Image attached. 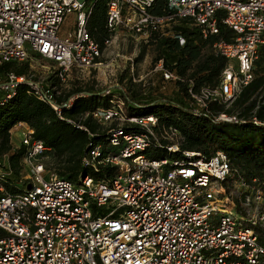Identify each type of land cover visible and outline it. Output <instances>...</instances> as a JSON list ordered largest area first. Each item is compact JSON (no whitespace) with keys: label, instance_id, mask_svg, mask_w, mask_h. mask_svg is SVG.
Segmentation results:
<instances>
[{"label":"built area","instance_id":"obj_1","mask_svg":"<svg viewBox=\"0 0 264 264\" xmlns=\"http://www.w3.org/2000/svg\"><path fill=\"white\" fill-rule=\"evenodd\" d=\"M154 2L109 0L113 35L102 49L87 26L93 10L87 0H0V65L30 63L39 55L55 63L65 82L73 71L103 66L105 49L120 33L148 41L178 18H190L207 36L218 33L221 20L236 33L232 42L214 44L228 59L221 82L199 91L190 87L189 94L197 114L210 112L213 102L231 105L253 80L259 50L264 51V0H167L164 15L150 11ZM71 13L74 29L60 37ZM176 37L184 44L183 36ZM127 59L134 82L146 84L157 73L165 82L181 80L162 59L146 75L138 72L134 57ZM21 83L60 112V91L31 70L0 74V105ZM72 101L69 97L63 106ZM93 116L108 127L109 142L96 144L82 162L96 171L115 168L109 176H60L44 161L50 148L34 137L29 124H17L22 141L14 146L26 150L15 183L8 177L9 154H0V264H264V178L237 177L224 150L210 156L182 150L179 129L161 125L154 114H129L118 97ZM214 117L241 120L226 112ZM160 149L171 157L151 156Z\"/></svg>","mask_w":264,"mask_h":264},{"label":"trees","instance_id":"obj_2","mask_svg":"<svg viewBox=\"0 0 264 264\" xmlns=\"http://www.w3.org/2000/svg\"><path fill=\"white\" fill-rule=\"evenodd\" d=\"M109 0H95L89 3L93 10L88 20L91 36L104 49L106 40L113 33L108 28L107 5ZM150 11L155 15H164L169 9L167 0H155ZM218 33L205 36L202 27L190 18H178L166 28L154 34L148 40L153 46L152 64L163 60L166 68L181 77L177 81H164L163 75L154 74L149 81L134 82L129 66L125 67L117 78V84L97 90L93 83L84 85L62 81L57 75L59 69L53 68L47 80L60 94L56 97L60 112L37 96L28 92V85L19 84L16 94L0 105V154L8 153L12 173L9 179L15 183L23 171L25 146H14L11 130L19 123L26 122L34 130V137L50 148L53 162L47 168L55 170L60 176L71 180L81 175L94 177L109 176L115 172L111 166L96 171L84 166L83 156L96 144L108 146V127L93 116L98 107L108 106L111 99L123 100L131 115H157L161 125L175 126L183 135L182 150L201 152L210 156L218 150H224L230 157L236 176L246 181L255 177L264 178V51L259 50L254 64V78L243 87L235 100L226 107L213 102L210 112L205 110L194 113L189 88L199 91L202 87H216L222 79V72L228 65V59L215 50L219 41L232 42L236 33L223 21L218 22ZM185 38L184 44L176 37ZM144 51L135 58L138 62ZM36 57L41 58L39 55ZM55 66V65H53ZM31 70L28 61L5 62L0 65V74L14 71L24 75ZM191 81L193 85L190 86ZM69 88V89H68ZM108 89H110L109 92ZM73 97L70 106L63 103ZM219 112L235 114L239 122L218 121L214 115ZM257 119L259 123L255 122ZM243 120V121H242ZM112 126H115L113 124ZM129 131H138L137 127H124ZM155 158L171 157L164 149L152 153ZM14 188V187H13Z\"/></svg>","mask_w":264,"mask_h":264},{"label":"rangeland","instance_id":"obj_3","mask_svg":"<svg viewBox=\"0 0 264 264\" xmlns=\"http://www.w3.org/2000/svg\"><path fill=\"white\" fill-rule=\"evenodd\" d=\"M89 3L95 0H87ZM76 14H68L62 22L59 29V36L64 37L74 29ZM144 51L143 57L138 61V72L146 75L151 69L152 59L154 56L153 46L149 45L148 41L140 36L129 33H120L116 35L105 51H104V65L96 69H89L83 71H73L70 78L67 80V87L76 84L84 85L86 83H93L97 90L110 88L117 84L118 74L128 65V56L134 58L138 57ZM55 63L44 58H37L30 62L31 73L37 78H48ZM55 67V66H54ZM69 89V88H68ZM22 129H18L17 125L11 130V139L15 145L22 141ZM48 165L53 162L50 155L44 160Z\"/></svg>","mask_w":264,"mask_h":264}]
</instances>
